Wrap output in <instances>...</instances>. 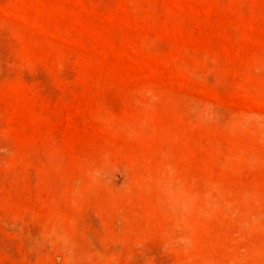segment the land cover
Instances as JSON below:
<instances>
[{
  "label": "rangeland",
  "instance_id": "1",
  "mask_svg": "<svg viewBox=\"0 0 264 264\" xmlns=\"http://www.w3.org/2000/svg\"><path fill=\"white\" fill-rule=\"evenodd\" d=\"M0 264H264V0H0Z\"/></svg>",
  "mask_w": 264,
  "mask_h": 264
}]
</instances>
